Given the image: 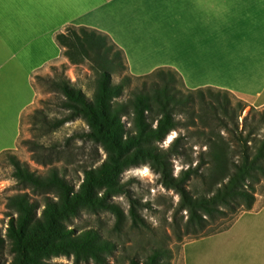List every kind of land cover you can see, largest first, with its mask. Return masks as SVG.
<instances>
[{"label": "rangeland", "instance_id": "1", "mask_svg": "<svg viewBox=\"0 0 264 264\" xmlns=\"http://www.w3.org/2000/svg\"><path fill=\"white\" fill-rule=\"evenodd\" d=\"M100 6H104L103 2ZM122 18L123 12L120 14V20ZM70 27L78 26H67L58 33H68ZM137 27L134 23L121 24V31L125 33ZM127 36L130 41L124 40L130 45L135 44L136 52L139 54L133 48L125 52L115 43L116 50H123L126 64L125 68L117 65L112 70L113 82L125 84L124 92L122 96L116 98V102L127 103L136 94L148 91L156 84H164L172 72L171 74L177 78L173 84H177V88L181 90L180 96L186 98L188 95H193L194 99L193 102H188L184 109L177 110L175 117L179 121V126L173 130L176 131L177 136L172 141L173 143L178 139L176 144L171 143L167 148L163 147L168 134L163 141L157 142L158 149L166 156L171 174L179 178L184 172L188 173L184 185L191 194L208 192L212 188L221 186L222 183L219 181H227L228 172L220 169L211 170L214 161L211 148L205 144L207 139L205 134L210 133V129L197 116L201 113L202 105L218 106L220 104L217 102L218 98L222 99L226 92L229 93L230 102L227 106L235 119L227 122V128L220 122L222 119L229 121L230 116L226 118L220 111L221 119L217 122L216 119L211 118L213 113L210 110L206 112L217 125L215 128L217 135L212 134V137L222 138L228 145L229 163L240 157V141L249 139V151L253 154L255 148L264 140V105L250 104L232 92L218 87L190 89L179 73L169 65L160 66L142 75L132 74L128 60L134 71L140 67L146 71L156 63L151 62L150 59H146L148 62H142L141 59L145 58V55L139 48L142 44H138L142 40L128 33ZM10 65L4 63L7 69H3L0 73V83L10 80L8 79ZM47 66L41 70L42 72L33 76V85L36 93L39 94V100L35 103L29 102L23 107L29 92L9 96L6 90H3L0 94V118L4 121V125L0 127V147L2 146L0 148V235L5 239L0 264H10L15 258L12 252V239L7 234V228L11 215L16 217L18 212L9 205L10 196L27 192L40 205L38 216L42 215L48 197L56 199L59 197L57 188L40 189L22 183L14 175V167L9 160L10 155L16 156L22 163L28 165L32 172L42 177H47L56 170L77 190L84 180L85 170L98 169L109 157L104 145L87 135L90 127L83 117L61 122L69 114V109L63 105L65 96L61 91L53 90L47 82L37 79L39 74L42 77L47 76L46 78H56L59 72L66 75L89 97L94 98L99 74L93 69V62L86 60L74 64L67 58L65 62H54ZM160 68L165 70L166 78L155 72ZM39 108L45 110L44 116L37 112ZM131 118L130 112L123 115L127 128L132 126ZM154 121L156 124V120ZM200 128L204 131H199ZM6 130L10 135L8 142H5L4 138ZM145 166L148 167L149 173L137 174L136 170ZM177 167H179L178 174ZM228 168L232 170V164H229ZM118 181V192L108 199L109 207L94 209L85 207L80 209L78 214L64 221L77 234L85 230L97 231L105 241L111 243L113 247L103 251L105 260L100 263L91 258L77 263L74 255H60L47 259L48 264H132L133 258L144 259L158 247L169 249L168 258L171 264H190L189 243L200 242L204 238L234 230L237 220L243 215L257 213L264 216V177L255 183L256 200L251 209H246L243 204H236L235 207L226 208L225 211L223 210L224 213H218L215 217L204 215L206 218L204 227L191 219L189 211L181 204V193L165 183L163 172L157 163L141 162L127 168ZM100 191L102 194L104 189ZM252 216L249 215L247 218ZM260 221L249 220L247 223L261 225ZM259 227L264 231V226ZM250 259H253L250 249L238 254L234 251L229 252L225 259L217 264H250Z\"/></svg>", "mask_w": 264, "mask_h": 264}, {"label": "trees", "instance_id": "2", "mask_svg": "<svg viewBox=\"0 0 264 264\" xmlns=\"http://www.w3.org/2000/svg\"><path fill=\"white\" fill-rule=\"evenodd\" d=\"M57 41L69 62H93V69L99 74L95 97H89L59 72L56 78H46L47 76L39 74L37 79L47 82L53 90H59L65 96L63 105L69 109V114L61 122L83 117L90 127L87 135L103 144L109 157L98 169L85 170L84 180L77 190L56 170L49 176L42 177L32 172L16 156H9L14 175L22 183L40 189L59 190L58 199L47 198L41 216H38V201L33 200L27 192L10 196L9 205L18 212L16 217L11 215L7 228V234L12 239V252L15 254L10 264H48L47 259L60 255H74L77 263L91 258L102 263L105 260L103 251L111 249L112 244L105 241L97 231L85 230L77 234L64 221L85 207H109L108 199L118 192L121 174L141 162L150 161L159 165L165 183L181 193L182 206L189 211L191 219L202 227L206 223L204 215L215 217L236 204H243L246 209L253 207L256 200L255 183L264 177V140L253 154L249 151V139L240 141V157L229 163L227 143L222 138L212 137V134L217 135V125L211 118L220 122V111L226 118L230 116L229 121L222 119L220 122L225 128L228 127L227 122L235 119L227 106L230 102L229 93L226 92L222 99L218 98V106L203 104L201 113L197 115L210 129V133L204 134L207 138L205 144L211 148L214 161L211 170L227 171L228 180H220L221 186L194 195L184 185L188 173L184 172L179 178L171 174L166 156L157 146V142L163 141L170 132L177 129V110L184 109L188 102H193L194 96H180L181 90L177 88V84H173L177 81L175 75L170 72V78L167 79L165 70L160 68L155 72L166 78L164 84H156L152 89L136 94L127 103L116 102V98L122 96L125 84L113 82L112 70L117 65L125 68L126 64L123 50H116L117 46L111 37L98 29L79 26L70 27L68 33H58ZM208 110L213 113L211 118L206 113ZM37 112L45 115L42 108L37 109ZM127 112L132 114L131 128H127L123 120V115ZM200 129L199 131H204ZM176 141L178 139L172 144L175 145ZM229 164H232V170H229ZM103 189L101 194L100 190ZM4 243L5 239L0 235V259ZM169 252L168 248H154L144 259L133 258L131 263L171 264Z\"/></svg>", "mask_w": 264, "mask_h": 264}, {"label": "crops", "instance_id": "3", "mask_svg": "<svg viewBox=\"0 0 264 264\" xmlns=\"http://www.w3.org/2000/svg\"><path fill=\"white\" fill-rule=\"evenodd\" d=\"M131 23L138 27L123 33L121 24ZM70 25L103 31L125 52L137 48L124 40L130 41L127 33L140 38L141 61L156 65L134 71L127 59L134 75L169 65L190 89L218 87L264 105V0H0V73L4 63L11 64L0 94L29 92L23 107L38 101L33 76L67 61L56 36ZM9 137L6 130L5 142ZM247 216L234 230L189 243V263L217 264L229 252L250 249V264H264V216Z\"/></svg>", "mask_w": 264, "mask_h": 264}, {"label": "clouds", "instance_id": "4", "mask_svg": "<svg viewBox=\"0 0 264 264\" xmlns=\"http://www.w3.org/2000/svg\"><path fill=\"white\" fill-rule=\"evenodd\" d=\"M176 136H177L176 131H172L168 135L167 139L165 140L163 147L167 148L172 143V141L176 138ZM136 172L137 174H140V175H147L149 173V169L147 166H145L143 169H137ZM178 172H179V167H177V174Z\"/></svg>", "mask_w": 264, "mask_h": 264}]
</instances>
